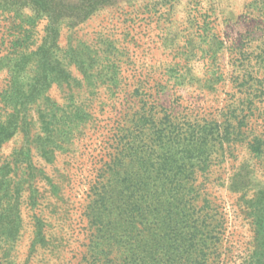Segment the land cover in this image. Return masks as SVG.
I'll use <instances>...</instances> for the list:
<instances>
[{
	"label": "rangeland",
	"instance_id": "1",
	"mask_svg": "<svg viewBox=\"0 0 264 264\" xmlns=\"http://www.w3.org/2000/svg\"><path fill=\"white\" fill-rule=\"evenodd\" d=\"M161 172L187 218H128ZM99 224L101 264H264V0H0V264H88Z\"/></svg>",
	"mask_w": 264,
	"mask_h": 264
},
{
	"label": "trees",
	"instance_id": "2",
	"mask_svg": "<svg viewBox=\"0 0 264 264\" xmlns=\"http://www.w3.org/2000/svg\"><path fill=\"white\" fill-rule=\"evenodd\" d=\"M158 176L165 181L167 184H171L170 187H162L161 193L156 194L154 197V194L152 195V198L149 197L147 193H144L143 187H131L130 185H127L126 188L123 189L121 194H124L123 199L125 200L123 203V206H125L126 214L128 215V218L134 219V217H144L145 215H149V210L154 209V205L157 204V198H164L167 197L170 201L168 204L171 205L172 208L167 211L168 215L171 217H175L177 220L183 222L186 217V211H185V205L188 203L187 198L189 197V192L186 191V189L179 183L178 185H175L177 182H179V176L182 177L183 174H173L169 172H161L158 173ZM185 177V175H184ZM171 180V182H170ZM173 181V182H172ZM167 188V190H166ZM156 198V199H154ZM98 201H94L91 206L87 207V212L89 218H99V216L103 215L105 209H106V202L108 204L109 201H105V198L101 195H98ZM154 200V201H153ZM126 201H128L126 203ZM153 201V202H152ZM168 202V201H166ZM182 207V211H179V209ZM154 211V210H153ZM97 229V234L93 235V239L91 241V254L89 256V263L88 264H101L103 262L102 254L96 253L99 250V247L101 245V242L105 238L103 236L102 227L99 225ZM170 236V235H169ZM167 241L170 240V238L167 236ZM166 256V255H165ZM126 264H170V260L166 257L161 258L159 256V253H157V250L155 251H147L142 254L133 255L129 258L128 261H126Z\"/></svg>",
	"mask_w": 264,
	"mask_h": 264
}]
</instances>
